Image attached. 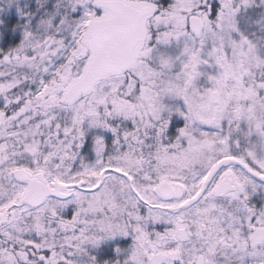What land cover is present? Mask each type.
<instances>
[{"label": "snow or ice", "instance_id": "6c2138e0", "mask_svg": "<svg viewBox=\"0 0 264 264\" xmlns=\"http://www.w3.org/2000/svg\"><path fill=\"white\" fill-rule=\"evenodd\" d=\"M17 32L0 264H264V0H0Z\"/></svg>", "mask_w": 264, "mask_h": 264}, {"label": "rangeland", "instance_id": "374dc122", "mask_svg": "<svg viewBox=\"0 0 264 264\" xmlns=\"http://www.w3.org/2000/svg\"><path fill=\"white\" fill-rule=\"evenodd\" d=\"M14 36H16L18 40L19 33L17 32ZM10 40L11 38H9V40H6L7 42L9 41L7 44H3L2 41H0V46L7 47L11 42ZM130 243H131L130 237H120V236L104 241L100 244L98 249H96L98 259L101 261L105 259H115V254L113 252L114 246L119 245L120 247H127L128 244Z\"/></svg>", "mask_w": 264, "mask_h": 264}, {"label": "trees", "instance_id": "16d2710c", "mask_svg": "<svg viewBox=\"0 0 264 264\" xmlns=\"http://www.w3.org/2000/svg\"><path fill=\"white\" fill-rule=\"evenodd\" d=\"M6 40H9V37H5L4 40L2 41V43L3 44H7L9 41L7 42ZM12 40H17V37L16 36H12L10 41H12Z\"/></svg>", "mask_w": 264, "mask_h": 264}]
</instances>
